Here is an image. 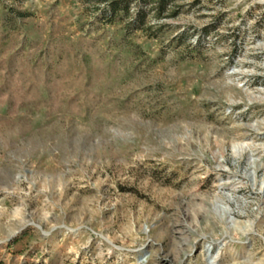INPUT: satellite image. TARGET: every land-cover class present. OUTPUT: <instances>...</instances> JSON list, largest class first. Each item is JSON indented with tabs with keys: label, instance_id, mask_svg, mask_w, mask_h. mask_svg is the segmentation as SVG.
I'll use <instances>...</instances> for the list:
<instances>
[{
	"label": "rangeland",
	"instance_id": "rangeland-1",
	"mask_svg": "<svg viewBox=\"0 0 264 264\" xmlns=\"http://www.w3.org/2000/svg\"><path fill=\"white\" fill-rule=\"evenodd\" d=\"M146 9L0 0V264H264V0Z\"/></svg>",
	"mask_w": 264,
	"mask_h": 264
},
{
	"label": "trees",
	"instance_id": "trees-1",
	"mask_svg": "<svg viewBox=\"0 0 264 264\" xmlns=\"http://www.w3.org/2000/svg\"><path fill=\"white\" fill-rule=\"evenodd\" d=\"M99 4H104V11L109 17V20L115 18H126L130 14H134V19L131 24H134L136 28L141 27L144 24L145 16L147 15L150 7L154 10V16L160 19L163 13L166 11L167 6L174 0H95ZM136 3L134 10L131 4ZM158 24V23H157ZM129 30V29H128ZM126 31V30H125Z\"/></svg>",
	"mask_w": 264,
	"mask_h": 264
},
{
	"label": "bare ground",
	"instance_id": "bare-ground-1",
	"mask_svg": "<svg viewBox=\"0 0 264 264\" xmlns=\"http://www.w3.org/2000/svg\"><path fill=\"white\" fill-rule=\"evenodd\" d=\"M237 148V147H236Z\"/></svg>",
	"mask_w": 264,
	"mask_h": 264
}]
</instances>
